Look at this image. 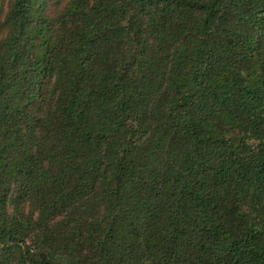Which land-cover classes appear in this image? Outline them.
<instances>
[{
	"label": "trees",
	"instance_id": "obj_1",
	"mask_svg": "<svg viewBox=\"0 0 264 264\" xmlns=\"http://www.w3.org/2000/svg\"><path fill=\"white\" fill-rule=\"evenodd\" d=\"M0 264H264V0H11Z\"/></svg>",
	"mask_w": 264,
	"mask_h": 264
},
{
	"label": "rangeland",
	"instance_id": "obj_2",
	"mask_svg": "<svg viewBox=\"0 0 264 264\" xmlns=\"http://www.w3.org/2000/svg\"><path fill=\"white\" fill-rule=\"evenodd\" d=\"M11 0H0V20L3 19L4 14L6 12L7 9V4L10 2ZM12 211V207L11 205L8 206V212L10 213Z\"/></svg>",
	"mask_w": 264,
	"mask_h": 264
}]
</instances>
